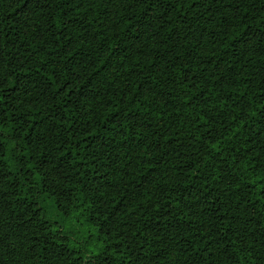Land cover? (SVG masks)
Wrapping results in <instances>:
<instances>
[{
  "label": "trees",
  "instance_id": "obj_1",
  "mask_svg": "<svg viewBox=\"0 0 264 264\" xmlns=\"http://www.w3.org/2000/svg\"><path fill=\"white\" fill-rule=\"evenodd\" d=\"M0 264H264V0H0Z\"/></svg>",
  "mask_w": 264,
  "mask_h": 264
},
{
  "label": "rangeland",
  "instance_id": "obj_2",
  "mask_svg": "<svg viewBox=\"0 0 264 264\" xmlns=\"http://www.w3.org/2000/svg\"><path fill=\"white\" fill-rule=\"evenodd\" d=\"M50 218L51 220L62 222V228L66 230V232L70 233L71 238L77 244L85 247L88 255L97 252L98 242L96 241L95 231L87 225L80 214L74 215L63 221L60 217H58L56 211L50 208Z\"/></svg>",
  "mask_w": 264,
  "mask_h": 264
}]
</instances>
